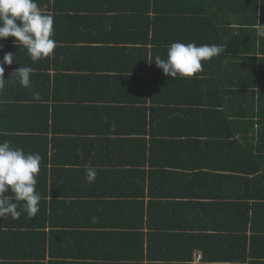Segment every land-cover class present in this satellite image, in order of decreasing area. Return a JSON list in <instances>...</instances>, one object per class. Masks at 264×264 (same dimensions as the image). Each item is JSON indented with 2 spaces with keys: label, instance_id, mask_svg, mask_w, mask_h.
I'll return each instance as SVG.
<instances>
[{
  "label": "trees",
  "instance_id": "1",
  "mask_svg": "<svg viewBox=\"0 0 264 264\" xmlns=\"http://www.w3.org/2000/svg\"><path fill=\"white\" fill-rule=\"evenodd\" d=\"M99 1L37 0L54 18L56 48L38 62L28 53L19 57L14 71L30 66V87L4 75L0 142L39 153L42 161L39 212L29 217L19 207L17 220L24 225L0 218V238L23 235L32 251L23 260L0 255V261L46 262L54 256L57 232L46 231L55 225L56 202L50 199L58 195L50 135L63 133L73 137L67 148H90L98 166L121 170L98 171L96 222L63 223L91 230L58 232L57 245L66 253L57 256H71L74 264H192L200 251L206 264H264V163L253 162L264 155V0H149L109 14L95 7ZM177 41L215 44L221 52L203 61L195 76L173 78L154 60L166 58ZM68 51H75L74 60L84 57L85 66L64 64ZM59 118L79 123L58 127ZM84 123L98 129H70ZM244 133L252 142H241ZM89 134L97 136L85 140ZM88 158L69 159L88 165ZM201 196L208 202L190 204L205 220L173 225L170 217L186 208L181 199ZM63 205L73 212L71 204ZM65 237L76 244L69 248Z\"/></svg>",
  "mask_w": 264,
  "mask_h": 264
},
{
  "label": "clouds",
  "instance_id": "2",
  "mask_svg": "<svg viewBox=\"0 0 264 264\" xmlns=\"http://www.w3.org/2000/svg\"><path fill=\"white\" fill-rule=\"evenodd\" d=\"M260 35H264V30ZM14 37L27 49L33 62L50 57L56 48L54 39V18L44 13L37 0H0V40ZM0 45V50H2ZM221 52L215 44L196 45L173 42L168 47L167 57H155V65L170 77L190 78L202 70V62L211 60ZM15 56L8 52L0 62V89L5 87L4 65H12ZM33 69L30 66L17 68L15 76L24 87L31 86ZM10 76V77H11ZM39 99V93H34ZM42 157L39 153H27L22 148L13 147L10 141L0 142V218H18L19 207L29 217L39 212L40 194L36 190L37 176ZM86 179L95 180L97 172L91 164L85 166ZM11 191L12 197L4 195ZM20 202H23L21 205Z\"/></svg>",
  "mask_w": 264,
  "mask_h": 264
},
{
  "label": "crops",
  "instance_id": "3",
  "mask_svg": "<svg viewBox=\"0 0 264 264\" xmlns=\"http://www.w3.org/2000/svg\"><path fill=\"white\" fill-rule=\"evenodd\" d=\"M53 1V0H52ZM149 0H114V5L112 0H100L98 2V5L95 6L97 7L99 10L105 11L107 14L110 13L111 10H116L119 9V12H124L127 13V7L129 5H133V4H139V3H146ZM238 4V3H237ZM234 2V5H237ZM196 6L193 5H189V6H179V8L181 9H191L194 8ZM177 7L173 8V10H176ZM47 9H43V11H46ZM107 10H109L107 12ZM127 10V11H126ZM106 15V14H105ZM192 41L193 38H186ZM15 40L14 37H9L6 40H0V45H2V50H0V62H2L3 60V56L5 55V53H12L15 56V61L13 62L12 65H4V75H11L12 73H14V65L19 63L18 59L21 55H26L27 49L25 47H23L22 45H20L18 43L17 46H14L13 41ZM71 41V40H70ZM69 40L67 41V44H69L70 42ZM81 44H77L74 43L72 46L76 47L79 46ZM67 52V51H66ZM68 60L72 59L73 61H64L63 63L65 64L66 62H70V66L72 67H84L86 64V60L83 57V59L79 60H74L76 58L75 56V51H68ZM12 67V69H11ZM263 69H264V63H263ZM3 74L2 72H0V75ZM15 77V76H12ZM253 81H257L255 80V78L253 77L252 79ZM260 80V78L258 79ZM262 82V79H261ZM257 87H255V91L260 93L261 90H263L261 87H259L258 85H256ZM13 91V90H11ZM12 95L10 93L7 94V96ZM16 101H14L11 105H15ZM6 104V102H5ZM57 123H58V127H68V125L70 123H79V122H74L72 120L69 119H63V118H59L57 119ZM14 123H9V126H12ZM87 124V123H86ZM84 124H80V125H75L73 128L70 129H74V130H79V131H83L85 129V127H88L89 129H98V125H92L91 124L88 126ZM68 129V130H70ZM51 137L54 138L55 140V149H54V156L57 158L56 160V180L54 181V185H56V193H58V195L55 197H53L52 199H50V202H56V204H53L54 208H53V213H52V218H53V223L55 225H52L51 227L48 225L49 222H47V229L46 231L49 232L56 230L55 233L52 238H53V243L54 245H52L53 248V254L54 256L50 257L49 254L47 256L46 262H33V261H29V262H21V261H0V264H49V260L53 259V260H57V264H70L73 262H70L72 259L71 256H57L58 253H66L65 248H60L57 244L60 241V237L58 235V232H73L74 230L78 231V230H82V232L86 233L88 232V230H91L89 228V225H82L80 226L83 221L85 220H90L93 222H96V219L98 216L95 215V210H94V200H95V196H96V192L98 191L97 189V182H96V178L94 181L89 182L86 179V173H85V166L86 165H80L78 159L76 160H70L69 158H77L79 156H88L89 158L87 159V162L89 164H91L92 166H94L96 172L98 173V171L100 170H121L119 168H114V169H110L112 167L109 166H98V161H96L95 159H92V156L95 154V151H91V149H78V150H72L70 148H67L69 145V140L68 138H73V137H68L67 134H63V133H59L57 136H52ZM96 134H89V135H84V139H89L92 140L94 138H96ZM124 136V135H120ZM133 136H137V135H133ZM241 138V142L243 144L248 143V142H252L250 140L251 135H248L247 133H244L243 136L238 135ZM111 138V137H110ZM124 138V137H121ZM254 145H256V141H254ZM104 155L107 154V152L104 150L103 153ZM139 157V155H138ZM241 156H238V158H240ZM259 160H254L253 162L256 163H264V155H261L260 157H258ZM73 161V162H71ZM141 161V160H140ZM239 163V162H238ZM88 164V165H89ZM239 165V164H238ZM240 166V165H239ZM177 170V169H174ZM69 172V175L67 172ZM73 172V176L72 175ZM224 173L226 171H223ZM172 176V175H170ZM73 177V179L71 178ZM70 179V180H69ZM73 180V181H72ZM111 185L113 186V184L111 183ZM123 186V184H122ZM109 188H111L108 185ZM188 187H186V193L188 192ZM164 191V190H163ZM51 192V189H50ZM165 192V191H164ZM71 194V195H68ZM93 196V197H92ZM167 200V199H166ZM212 200H216L218 203V198L217 199H212ZM215 201V202H216ZM65 202H67L68 204H71L74 209L73 212H68L64 209H62L64 207L63 204H65ZM182 203H184L186 205V208L183 210L182 214H177V215H173L172 214H168V216H171V220L176 219L173 223V225H177L178 223H183L185 222V224L189 227V226H197V222H202L203 220H205V214L203 212H198V210H196L195 208H192V202H196L195 205H200L203 203L208 202V199H203L201 196V199H181ZM75 204V206H74ZM61 209V210H60ZM51 213V212H50ZM50 215V214H49ZM19 218V217H18ZM18 218H11L12 221H17L18 222ZM119 219H124V217H120ZM117 219H115V221H117ZM71 221V222H70ZM73 221H77V223L79 225V227H75L77 224L75 225H70V226H66L63 225V223L66 222H70V224L73 223ZM113 221V220H112ZM121 222V221H119ZM19 223V222H18ZM22 224V223H19ZM24 225V224H22ZM107 227V226H106ZM109 228V227H107ZM69 230V231H68ZM108 230V229H106ZM145 232H146V227H145ZM32 237V239H36L38 241H40V238H36L35 236H30ZM23 235L19 236V240H18V235L13 236V238H10L9 240H5L3 241L2 238H0V255L2 256H11V255H15V256H19V259L16 260H23L21 259L22 257L28 255L31 253L32 251V246L30 243H25L26 241H22ZM59 239V240H58ZM67 245L70 247L71 244H76L74 241L67 240V238L65 237V239L62 241V243L64 242H68ZM4 243V244H3ZM9 244H11V246H8ZM3 246H7L6 248H3ZM95 252V249L93 251V253ZM92 253V254H93ZM197 254H201L200 251H196L193 255V262L192 264H195V257ZM202 256V254H201ZM2 260V259H0ZM4 262H9V263H4ZM206 264V262H202L200 261L199 264ZM74 264V263H73ZM208 264H219V263H208ZM236 264V262L234 263Z\"/></svg>",
  "mask_w": 264,
  "mask_h": 264
},
{
  "label": "built area",
  "instance_id": "4",
  "mask_svg": "<svg viewBox=\"0 0 264 264\" xmlns=\"http://www.w3.org/2000/svg\"><path fill=\"white\" fill-rule=\"evenodd\" d=\"M201 259H202V256H201V254H197L196 255V257H195V264H199V262L201 261Z\"/></svg>",
  "mask_w": 264,
  "mask_h": 264
}]
</instances>
